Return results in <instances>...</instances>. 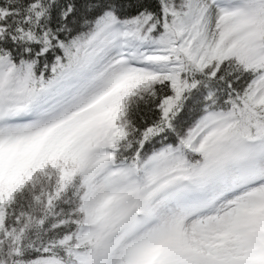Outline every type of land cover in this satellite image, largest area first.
Returning <instances> with one entry per match:
<instances>
[{
    "label": "snow or ice",
    "instance_id": "1",
    "mask_svg": "<svg viewBox=\"0 0 264 264\" xmlns=\"http://www.w3.org/2000/svg\"><path fill=\"white\" fill-rule=\"evenodd\" d=\"M0 264H264V0H0Z\"/></svg>",
    "mask_w": 264,
    "mask_h": 264
}]
</instances>
